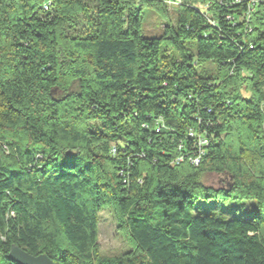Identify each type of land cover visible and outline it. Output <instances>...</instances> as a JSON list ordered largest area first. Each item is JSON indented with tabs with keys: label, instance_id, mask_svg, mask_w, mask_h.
<instances>
[{
	"label": "trees",
	"instance_id": "obj_1",
	"mask_svg": "<svg viewBox=\"0 0 264 264\" xmlns=\"http://www.w3.org/2000/svg\"><path fill=\"white\" fill-rule=\"evenodd\" d=\"M169 1L0 0V264H264V21Z\"/></svg>",
	"mask_w": 264,
	"mask_h": 264
},
{
	"label": "rangeland",
	"instance_id": "obj_2",
	"mask_svg": "<svg viewBox=\"0 0 264 264\" xmlns=\"http://www.w3.org/2000/svg\"><path fill=\"white\" fill-rule=\"evenodd\" d=\"M86 4L92 6L93 0H83ZM170 7V19L175 20V12ZM167 20L148 9L143 10V23L142 34L147 38H160L164 33V27L167 24ZM83 24V23H82ZM83 25L80 26L82 29ZM206 184L209 186L217 187L218 178L215 176L208 177ZM254 208L253 202H246L244 205L238 203L234 204L233 209L238 210L240 215H249ZM99 249L100 258L98 261H108L111 263L114 259L128 253L130 251L129 246L122 238V235L118 232L116 223L114 221L113 213L111 209H105L100 213V226H99Z\"/></svg>",
	"mask_w": 264,
	"mask_h": 264
},
{
	"label": "built area",
	"instance_id": "obj_3",
	"mask_svg": "<svg viewBox=\"0 0 264 264\" xmlns=\"http://www.w3.org/2000/svg\"><path fill=\"white\" fill-rule=\"evenodd\" d=\"M227 2L228 0H220L221 2ZM233 5H239L244 9V20L246 24L249 26V31L251 32L250 24L253 22L255 17H261L264 21V0H230ZM171 6H179L181 4V0H170L167 2ZM193 136V135H192ZM209 145L208 140L201 139L199 141V146L201 148L207 147ZM194 163L199 164V159L194 160Z\"/></svg>",
	"mask_w": 264,
	"mask_h": 264
},
{
	"label": "water",
	"instance_id": "obj_4",
	"mask_svg": "<svg viewBox=\"0 0 264 264\" xmlns=\"http://www.w3.org/2000/svg\"><path fill=\"white\" fill-rule=\"evenodd\" d=\"M9 258L16 264H54V262L45 255L34 257L16 246L11 248Z\"/></svg>",
	"mask_w": 264,
	"mask_h": 264
}]
</instances>
